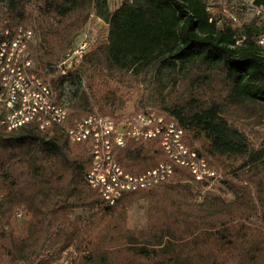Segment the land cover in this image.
Instances as JSON below:
<instances>
[{
    "label": "trees",
    "instance_id": "obj_1",
    "mask_svg": "<svg viewBox=\"0 0 264 264\" xmlns=\"http://www.w3.org/2000/svg\"><path fill=\"white\" fill-rule=\"evenodd\" d=\"M0 6L12 27L38 26L36 64L45 75L56 71L52 87L78 84L68 126L89 115L113 116L123 105L117 88L132 89L151 71L172 74V89L190 79L151 111L182 129L187 146L212 169L213 162L223 166L220 192L233 197L201 196L196 190L207 185L175 167L167 182L106 206L87 184L85 143H69L60 130L0 126V264H56L70 250L72 264H264V143L256 147L238 126L242 115L243 126L264 122V56L250 38L260 35L257 29H218L203 0H122L114 11L107 0H0ZM30 7L37 16L27 13ZM91 10L108 25L106 42L61 75L52 65L73 34L57 35L49 19L62 24L75 16L81 25ZM115 156L132 174L166 161L155 141H128ZM143 193L151 198L148 229L126 236L124 248L96 246L99 225ZM77 210L88 218H72Z\"/></svg>",
    "mask_w": 264,
    "mask_h": 264
},
{
    "label": "built area",
    "instance_id": "obj_2",
    "mask_svg": "<svg viewBox=\"0 0 264 264\" xmlns=\"http://www.w3.org/2000/svg\"><path fill=\"white\" fill-rule=\"evenodd\" d=\"M6 31L0 28V61ZM29 35H33L31 30L23 37V48L14 54L11 66L0 68V126L5 130L25 122L60 130L71 144L85 143L90 159L86 181L106 206H114L125 194L148 191L167 182L175 167L188 170L198 184L208 185L220 177L204 156L187 146L182 129L151 109H139L128 116L89 115L68 126L70 104L64 90H55L50 82L35 73L28 49ZM84 44L82 41L68 56L82 59L86 54L83 53ZM65 65L63 62L57 68L61 75L72 68ZM128 141L157 142L166 161L141 174L125 171L115 155L120 148H126Z\"/></svg>",
    "mask_w": 264,
    "mask_h": 264
},
{
    "label": "rangeland",
    "instance_id": "obj_3",
    "mask_svg": "<svg viewBox=\"0 0 264 264\" xmlns=\"http://www.w3.org/2000/svg\"><path fill=\"white\" fill-rule=\"evenodd\" d=\"M203 2L205 3L206 9L212 20L216 22V27L218 29L230 27L237 32H242L243 28L246 26H253V28L257 29L260 35L250 37L251 40H253L252 47H255L259 55L264 56V6H256L254 0H203ZM107 4L108 9L114 11L120 7L122 0H107ZM27 13L37 16V12L33 7H30ZM75 19V16L67 18L66 20H62V24L58 23L61 21L59 18L55 19L51 16L49 19V26L57 33V35L64 32L73 34L69 48L60 53L61 61L56 65H52L57 71L58 66H61L63 62H65L66 67L68 65H77L81 61L79 57L68 55H70V52L73 50H77L82 41H85L86 43L83 51L84 53H86L89 48L106 42L108 25L102 19L97 17L94 11L91 10L87 13L86 19L81 25L74 23ZM76 24H78V26ZM0 26L2 30H9L12 37L16 33L12 34V32L16 29L19 30L20 28H24L25 31L31 30L33 35L29 40V49L33 59L34 71H37V76L46 82H49L51 78L56 76V71L52 74L45 75V70H38L36 58L39 56L37 47L39 45L40 34L37 25L34 27L31 25L12 27V22L8 17L7 8L0 6ZM244 39L245 38H242V40L238 41L237 45H242ZM172 82V74L169 72L165 70H162L159 73L151 71L144 83L132 84L134 86L132 89L118 87L117 94L122 96L123 105L120 110H117L113 114V116H128L139 109H156L160 100H167L172 94L183 91L185 85L187 86L190 82V79L187 78L182 82H178L174 89L171 88ZM195 85L196 84L194 83L193 87H196ZM83 86H85L84 82H82V87ZM77 88L78 84H75L74 86H70L69 84L64 85L63 93L67 97L69 104L73 103L74 100L71 98V94L76 91ZM114 88L115 86L111 85V89ZM240 114L242 115V113ZM238 118L241 122L243 121V115ZM240 123L238 126H241L246 131L247 136L256 147L264 143V122L260 126L253 128L243 126ZM32 128H35V126ZM123 149L125 148H120V150ZM213 165L219 176L223 178V166L216 162H213ZM220 177L217 180L210 182L206 187H199V190L196 191H198L201 196L206 194L216 197L220 196L226 202H231L233 200L231 195H224L220 192ZM150 200V194L143 193L131 204L125 207H118L112 211L110 217H107L94 232V244L107 250L126 247V236L135 235L138 231H146L148 229L151 217L149 211ZM195 202H201L200 198H196ZM75 217H81L86 220L88 218V213L77 210L73 213L72 218ZM18 222L21 223L22 219L19 218ZM71 252L72 250L64 253L61 260L56 264H72L76 255Z\"/></svg>",
    "mask_w": 264,
    "mask_h": 264
},
{
    "label": "bare ground",
    "instance_id": "obj_4",
    "mask_svg": "<svg viewBox=\"0 0 264 264\" xmlns=\"http://www.w3.org/2000/svg\"><path fill=\"white\" fill-rule=\"evenodd\" d=\"M16 32V33H15ZM14 36L12 37L9 30L6 31L5 40L2 41V54H1V61H0V68H8L11 66V62L14 61V54L20 52L23 48V37H27L28 31H25L24 28H20L19 30H15L12 32ZM32 35H29V40ZM86 43L83 45V51L85 49ZM28 49H29V41H28ZM74 51V50H73ZM2 90V81H0V92ZM34 127L33 124H25V122H18L16 125L12 126L11 128H7L8 132H14L20 129ZM38 129H46L44 127H37Z\"/></svg>",
    "mask_w": 264,
    "mask_h": 264
}]
</instances>
